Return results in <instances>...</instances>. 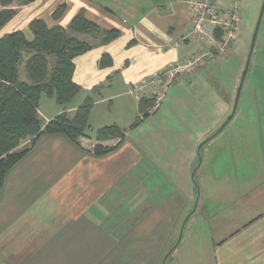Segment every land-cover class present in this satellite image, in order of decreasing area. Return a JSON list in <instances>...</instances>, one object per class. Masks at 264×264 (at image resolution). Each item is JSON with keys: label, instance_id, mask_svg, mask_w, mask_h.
Returning a JSON list of instances; mask_svg holds the SVG:
<instances>
[{"label": "crops", "instance_id": "0c3cea01", "mask_svg": "<svg viewBox=\"0 0 264 264\" xmlns=\"http://www.w3.org/2000/svg\"><path fill=\"white\" fill-rule=\"evenodd\" d=\"M43 1L67 4L53 26L67 29L85 10L121 32L76 58L81 91L45 123L74 115L89 97L82 92L97 93L116 76L133 86L200 45L170 47L193 21L188 0ZM217 6L227 9L222 0ZM24 34L33 39L29 28ZM104 54L112 66H99ZM263 62L255 60L230 121L241 78L227 89L208 66L156 86L162 97L147 117L138 106L119 126L123 139L100 142L91 129L77 144L62 135L37 139L0 197V264H264V84L254 82L264 77ZM89 99L91 124L102 100ZM96 146L111 150L95 156ZM217 151L224 160L213 164ZM203 158L219 166L206 185L196 181Z\"/></svg>", "mask_w": 264, "mask_h": 264}, {"label": "trees", "instance_id": "16d2710c", "mask_svg": "<svg viewBox=\"0 0 264 264\" xmlns=\"http://www.w3.org/2000/svg\"><path fill=\"white\" fill-rule=\"evenodd\" d=\"M35 1L0 0V31L14 19L15 4H31ZM64 11L65 5L59 6L53 18L59 20ZM29 29L32 40H28L22 31L11 32L0 38V197L8 174L30 151L18 152L24 140L32 138L33 144L43 135H62L77 144L80 139L87 137L89 128L92 110L90 99L74 115L63 113L48 123L41 119L39 105L43 94L55 97L58 105L65 106L80 93L81 86L74 80L75 60L92 47L77 35L90 30L97 31V26L81 12L67 29L61 26L50 28L42 19L32 20ZM223 33V29H219L217 39ZM105 34L103 44H109L120 36L117 31ZM99 64L102 68L112 66V57L104 54ZM22 67L25 80L21 79ZM155 105V99L141 98V117H147ZM137 124L136 121L134 126ZM118 138H124V131L117 126L105 127L96 133V139L100 142ZM110 150L96 146L94 154L104 156Z\"/></svg>", "mask_w": 264, "mask_h": 264}, {"label": "rangeland", "instance_id": "374dc122", "mask_svg": "<svg viewBox=\"0 0 264 264\" xmlns=\"http://www.w3.org/2000/svg\"><path fill=\"white\" fill-rule=\"evenodd\" d=\"M222 2L224 3V5L227 6V9L222 10L227 16H229V10L231 6L230 0H222ZM61 5H65V13L67 10V4L65 2L61 4H51L50 7L48 6V4H44L43 0H36L31 4H15V18L0 31V38L6 34L15 32L13 31L14 29H18L17 31H22L23 33H25V31H28L30 24L29 21L34 18H45L49 25L52 27V24L54 23L53 21H58L53 18V13ZM240 7L242 15L240 16V21L237 22L236 25L238 40L237 43L231 48V51L228 52L232 53L230 58H226V55L228 53L226 55H219L217 53V44H213L211 46L207 43L203 35H201L199 32H194L193 18L190 27L186 29L179 37L178 41L172 43L170 47L176 49L177 47L183 46L186 43L196 42L200 43V45L198 46V51H195L193 54L186 58H179L175 61L170 62L162 71L141 78L136 83H133V86L129 87L123 85V83L119 82L120 77L116 76L113 77L115 80L113 79L112 82H110V84H108V86H106L105 88L99 89L97 93L82 92L81 95H83L84 97L89 94V97H91L92 99L98 97L99 100H102L100 104H98L94 109V116L91 120V124L89 122L88 130L91 129L90 132H94V134H96L100 129L105 127H123L125 124H128L130 120L138 114L137 111L139 103L137 102L139 97L140 99H155V101L158 102L159 98L162 96L161 90L158 91L159 88H157L156 86H163V88H165L167 84L174 83L178 78L188 76L184 73L177 74L176 68L179 66L184 67L185 65L193 62L195 59L203 57L204 54L208 52V50L213 53V56L211 57V59L208 57L205 59L203 58L196 65L191 66V68L194 69V75L200 69L210 66L214 71V81L222 83L223 86L228 89L230 87L236 86L239 78H241L240 80H242L243 74L248 66V72L243 84L249 83L251 80L250 76L255 60L260 58L262 61L264 60V0H240ZM81 12H84L85 14V10H81L76 13V16ZM91 22L97 26V31L90 30L85 34L77 35L81 40H84L85 42L91 45L92 48L90 51L97 47L107 45L102 43L104 38L106 37L105 33L117 31L121 36V32L117 29H107L105 28V24L99 25L96 22ZM259 22L260 25L258 27ZM219 29L220 28L207 25L206 27H204V32L207 33L209 36H214L217 39V33ZM222 35H220V39L217 40H221ZM28 37V39H32L31 36ZM119 37L115 40L119 39ZM115 40L111 41L110 43L114 42ZM262 65V67L264 68V62L262 63ZM171 74H173L174 76L171 77ZM256 78L257 79L254 81L255 83L264 84V77ZM21 79L25 80L23 67L21 68ZM154 80H157L158 84L154 85L151 88L150 85L153 83ZM139 88H143V90ZM39 106V111L41 112V119L44 121L55 113V108L58 107V103L55 97H48L43 94ZM31 140L32 138L24 140L21 143L18 152L28 150L32 145ZM223 160V154L221 156V151H217L214 152L213 160L211 161V163L218 164L219 162L221 163V161ZM201 162L202 161H199V164ZM205 163L207 162L203 158L202 174L197 175L196 178L197 183L202 185H206L211 183L212 181L217 180L215 179L214 175H216L215 169L219 167L216 166L215 168H213L210 163L208 164V166Z\"/></svg>", "mask_w": 264, "mask_h": 264}, {"label": "built area", "instance_id": "2783aa9c", "mask_svg": "<svg viewBox=\"0 0 264 264\" xmlns=\"http://www.w3.org/2000/svg\"><path fill=\"white\" fill-rule=\"evenodd\" d=\"M216 1L217 0H188L187 5L193 13L194 32H199L201 35H203L207 43L211 46L213 44H217V53L219 55H226L229 51H231V48L237 43L238 40L236 25L237 22L240 21V16L242 15L240 0H230L231 6L229 10V16H227L222 9L217 7ZM207 25L224 30L221 40H217L214 36H209L204 32V27ZM212 56L213 53L208 50V52L204 54L203 57L195 59L193 62L185 65L184 67H177L176 72L177 74L184 73L187 75H192L194 69L191 68V66L196 65L203 58L205 59L208 57L211 59ZM172 76L174 75L171 74V77ZM157 84L158 81L154 80L150 87L152 88ZM139 89L143 90V88Z\"/></svg>", "mask_w": 264, "mask_h": 264}, {"label": "water", "instance_id": "95a60500", "mask_svg": "<svg viewBox=\"0 0 264 264\" xmlns=\"http://www.w3.org/2000/svg\"><path fill=\"white\" fill-rule=\"evenodd\" d=\"M259 25H260V22L258 24V27H259ZM257 30H258V28H257ZM247 72H248V66H247V69L245 70V72L243 74V77H242V80H241V85H240V87L238 88V91H237L234 113L231 115V117H229L228 121H230L233 118L234 114H235V111H236V108H237V105H238V100H239V97H240V93H241V90H242V85H243V82H244V80L246 78Z\"/></svg>", "mask_w": 264, "mask_h": 264}]
</instances>
